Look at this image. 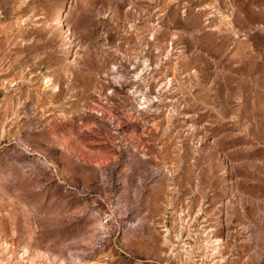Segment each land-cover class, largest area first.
I'll list each match as a JSON object with an SVG mask.
<instances>
[{"label":"rangeland","instance_id":"1","mask_svg":"<svg viewBox=\"0 0 264 264\" xmlns=\"http://www.w3.org/2000/svg\"><path fill=\"white\" fill-rule=\"evenodd\" d=\"M0 264H264V0H0Z\"/></svg>","mask_w":264,"mask_h":264}]
</instances>
